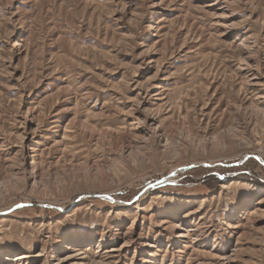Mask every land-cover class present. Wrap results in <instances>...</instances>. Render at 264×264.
Here are the masks:
<instances>
[{
	"label": "rangeland",
	"instance_id": "374dc122",
	"mask_svg": "<svg viewBox=\"0 0 264 264\" xmlns=\"http://www.w3.org/2000/svg\"><path fill=\"white\" fill-rule=\"evenodd\" d=\"M0 264H264V0H0Z\"/></svg>",
	"mask_w": 264,
	"mask_h": 264
},
{
	"label": "bare ground",
	"instance_id": "6f19581e",
	"mask_svg": "<svg viewBox=\"0 0 264 264\" xmlns=\"http://www.w3.org/2000/svg\"><path fill=\"white\" fill-rule=\"evenodd\" d=\"M20 256V255H19ZM23 256H25V255H22L21 257H23ZM18 257V256H17ZM20 258H17V260H19Z\"/></svg>",
	"mask_w": 264,
	"mask_h": 264
}]
</instances>
